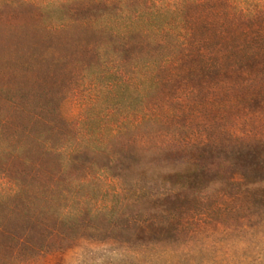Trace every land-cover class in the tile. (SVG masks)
Returning a JSON list of instances; mask_svg holds the SVG:
<instances>
[{"label": "rangeland", "instance_id": "rangeland-1", "mask_svg": "<svg viewBox=\"0 0 264 264\" xmlns=\"http://www.w3.org/2000/svg\"><path fill=\"white\" fill-rule=\"evenodd\" d=\"M115 12L0 0V264H264V54L148 89Z\"/></svg>", "mask_w": 264, "mask_h": 264}, {"label": "trees", "instance_id": "trees-1", "mask_svg": "<svg viewBox=\"0 0 264 264\" xmlns=\"http://www.w3.org/2000/svg\"><path fill=\"white\" fill-rule=\"evenodd\" d=\"M100 1L115 8L105 25L113 34L122 38L139 35L162 52L169 50L160 61L144 63L148 89L158 86L159 75L172 69V77L177 71H195L192 65L174 68L192 56L234 65L264 54V0H144L143 4H137L138 0ZM191 9H202V38H194L195 27L185 28L192 22L187 20Z\"/></svg>", "mask_w": 264, "mask_h": 264}]
</instances>
